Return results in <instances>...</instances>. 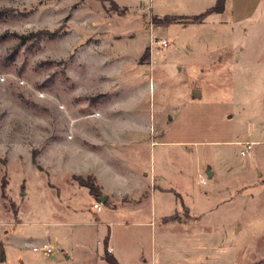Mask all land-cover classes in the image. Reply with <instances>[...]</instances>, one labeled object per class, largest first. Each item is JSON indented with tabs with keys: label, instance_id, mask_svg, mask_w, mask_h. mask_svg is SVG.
<instances>
[{
	"label": "rangeland",
	"instance_id": "1",
	"mask_svg": "<svg viewBox=\"0 0 264 264\" xmlns=\"http://www.w3.org/2000/svg\"><path fill=\"white\" fill-rule=\"evenodd\" d=\"M215 1L0 0V264L107 263L70 173L76 143L95 145L83 135L120 128L135 142L106 145L171 187L125 264H151L152 246L162 264H264V0L188 23ZM45 238L53 254L32 250Z\"/></svg>",
	"mask_w": 264,
	"mask_h": 264
},
{
	"label": "crops",
	"instance_id": "2",
	"mask_svg": "<svg viewBox=\"0 0 264 264\" xmlns=\"http://www.w3.org/2000/svg\"><path fill=\"white\" fill-rule=\"evenodd\" d=\"M227 2L228 0H226L225 3ZM112 118H96L94 123L99 124V126L108 125V123L114 121L111 120ZM119 118H121L118 119L120 120L119 122L125 120L123 117ZM118 128L120 127L118 126ZM132 132L134 134L136 133V131ZM131 135L132 133L124 128L115 130L102 129L100 132L98 131V133L90 131L87 135H83L84 137L91 138L95 145H85L82 143V140L76 143L73 154H75L74 157L77 165L75 171L70 173L82 177L88 175L93 177L94 185L97 186L99 196L96 197L90 194L86 187L77 186L87 190L88 198L93 197L91 203L89 202L85 205L86 210L92 211L96 215L95 221L91 223L97 226H105L102 238L103 249L102 253L99 255V259L105 260L104 252L106 251V247L109 246L112 250L108 253L116 258L119 264H125L138 255L139 251L132 246V242L134 241L132 239V233L136 235L140 228L144 226H156V196L158 195V197L163 200L164 196H167V194L171 192V187L164 184L160 177L155 174L151 175L146 169L142 171V174H139V172L132 167H128L126 160L127 153L117 148V146L106 145L107 139H112V143H117V139L121 141V144H132L135 141L131 139ZM156 143H158V141L153 140L152 144ZM116 159L124 163L125 168L123 170H119L113 166L112 163H114ZM141 175H144L145 178L141 177ZM71 188H73L71 184H69L68 187L65 186L68 196H71L69 194L73 192ZM100 197H104V200H101ZM94 202L100 203L99 211L93 209L92 204ZM98 214L102 216L100 217L101 219L98 217ZM141 214L149 215L150 218L144 221L140 218ZM169 216L171 215L161 216L160 214L159 218H161L162 221L159 223V231L163 230V226H168V223L172 222L171 220L167 222L163 221L164 218ZM78 232L83 239H88L87 234H85L82 229ZM151 232V235L155 234V229L154 231L151 230ZM44 242H48L52 247V252L48 254H53L54 248L51 240L48 238L38 239L32 246ZM61 251H63V248H61ZM97 257V252L87 250L85 251L82 264H97ZM143 260L146 261L144 258ZM156 261V250L153 249L152 246L151 264H162ZM106 264L109 263L107 262Z\"/></svg>",
	"mask_w": 264,
	"mask_h": 264
},
{
	"label": "trees",
	"instance_id": "3",
	"mask_svg": "<svg viewBox=\"0 0 264 264\" xmlns=\"http://www.w3.org/2000/svg\"><path fill=\"white\" fill-rule=\"evenodd\" d=\"M226 0H216L214 5L211 6L210 8L206 9L204 12L193 15L191 17H186L188 18V23H201L204 18L211 13H221L224 9ZM180 17H172V18H165V22H176L179 21ZM149 57V50L146 49L143 54H142V59L148 58ZM73 179L77 182L79 186L86 187L89 191L90 194L93 196H99L97 186L94 185L92 181V177L88 175L87 177H81V176H73ZM104 259L106 262L109 264H119L116 258H114L112 255H110L107 251L104 252Z\"/></svg>",
	"mask_w": 264,
	"mask_h": 264
},
{
	"label": "built area",
	"instance_id": "4",
	"mask_svg": "<svg viewBox=\"0 0 264 264\" xmlns=\"http://www.w3.org/2000/svg\"><path fill=\"white\" fill-rule=\"evenodd\" d=\"M157 43H160V45L163 46V47H166L168 45V43H167V41L165 39H161L160 41H157ZM245 144H246L248 149L251 148L252 143L245 142ZM240 153L241 154H245L246 152H245V150H241ZM200 182L201 183H205L206 179L203 178V179L200 180ZM92 207H93V209L99 211L100 210V203L94 202L92 204ZM32 250L33 251H40L41 250V251H43L45 253H51L52 252V247H51V245L48 242H44V243L39 244V245H33L32 246ZM111 250H112L111 247H109V246L106 247V251L107 252H111Z\"/></svg>",
	"mask_w": 264,
	"mask_h": 264
},
{
	"label": "water",
	"instance_id": "5",
	"mask_svg": "<svg viewBox=\"0 0 264 264\" xmlns=\"http://www.w3.org/2000/svg\"><path fill=\"white\" fill-rule=\"evenodd\" d=\"M200 94H201V91H200L199 88H193L192 89V96L193 97H200ZM205 174H206V177L208 179H210L212 177V175H213V171L210 168H207L205 170ZM100 198H101V200H104V197H100Z\"/></svg>",
	"mask_w": 264,
	"mask_h": 264
}]
</instances>
